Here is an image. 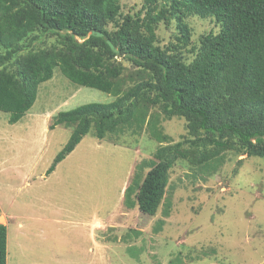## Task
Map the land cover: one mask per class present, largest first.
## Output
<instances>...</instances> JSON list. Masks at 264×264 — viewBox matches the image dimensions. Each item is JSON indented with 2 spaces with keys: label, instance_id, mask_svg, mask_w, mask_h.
I'll return each mask as SVG.
<instances>
[{
  "label": "rangeland",
  "instance_id": "1",
  "mask_svg": "<svg viewBox=\"0 0 264 264\" xmlns=\"http://www.w3.org/2000/svg\"><path fill=\"white\" fill-rule=\"evenodd\" d=\"M119 6L122 15L145 12L143 0H120ZM185 22L190 40L182 53L188 62L200 37L217 33L219 25L214 17L196 15ZM155 34L165 47L179 32L172 19L160 21ZM43 41L35 46H49L55 37ZM114 63L115 85L122 83L123 89L142 76L143 70L122 57ZM113 99L74 85L54 69L38 86L28 123V112L10 124L8 113L0 111L7 264H264V161L259 157L226 151L201 165L178 159L168 170L156 213L138 210L136 195L155 162V149L188 137L183 118H165L150 107L143 122L118 134L98 139L90 130L47 173L71 127L45 128L39 114Z\"/></svg>",
  "mask_w": 264,
  "mask_h": 264
},
{
  "label": "trees",
  "instance_id": "2",
  "mask_svg": "<svg viewBox=\"0 0 264 264\" xmlns=\"http://www.w3.org/2000/svg\"><path fill=\"white\" fill-rule=\"evenodd\" d=\"M119 1L0 0V111L16 123L54 69L74 85L114 96L52 115L49 129L64 125L71 132L47 173L90 130L98 139L118 134L143 122L150 107L162 117L183 118L188 137L155 149L136 195L138 210L151 216L178 159L201 165L234 151L264 161V0H143L141 17L119 13ZM190 15L214 17L219 31L203 34L186 62ZM172 19L179 35L161 47L156 26ZM49 36L54 43L35 46ZM116 57L143 70L125 89L115 85ZM0 264H7V227L1 222Z\"/></svg>",
  "mask_w": 264,
  "mask_h": 264
},
{
  "label": "crops",
  "instance_id": "3",
  "mask_svg": "<svg viewBox=\"0 0 264 264\" xmlns=\"http://www.w3.org/2000/svg\"><path fill=\"white\" fill-rule=\"evenodd\" d=\"M32 112V111H31ZM30 111H28V115H27V119H25V120H27L26 122L28 123V120L29 119H31V118H33L34 117V113H31ZM40 115V119H42V122H43V124L44 123H46V126H45V128H47V126L49 125V123H50V120H51V117H52V114L51 113H48V112H43V113H41V114H39ZM21 119H23V117L21 118ZM20 120V119H19ZM18 120V121H19ZM17 121V122H18ZM58 126H61V125H58ZM48 128H49V126H48ZM55 128V127H54ZM53 128V129H54ZM44 130V129H43ZM48 133V132H47ZM45 134V133H44ZM43 134H41V136H42ZM42 137H44V135L42 136ZM39 214V213H38ZM7 215L6 214H4V213H2V212H0V219H2L3 218V220H4V222H2V224H4L5 226H6V224H7ZM34 217V216H33ZM9 218V217H8ZM36 220H37V222L39 223L41 220H43V217H39V216H36V217H34ZM0 222H1V220H0ZM36 228H37V226H35Z\"/></svg>",
  "mask_w": 264,
  "mask_h": 264
}]
</instances>
